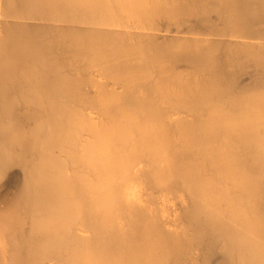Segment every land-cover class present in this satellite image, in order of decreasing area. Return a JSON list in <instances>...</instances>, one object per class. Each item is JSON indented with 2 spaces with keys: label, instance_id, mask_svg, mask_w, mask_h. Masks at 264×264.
I'll return each mask as SVG.
<instances>
[{
  "label": "bare ground",
  "instance_id": "1",
  "mask_svg": "<svg viewBox=\"0 0 264 264\" xmlns=\"http://www.w3.org/2000/svg\"><path fill=\"white\" fill-rule=\"evenodd\" d=\"M0 264H264V0H0Z\"/></svg>",
  "mask_w": 264,
  "mask_h": 264
}]
</instances>
